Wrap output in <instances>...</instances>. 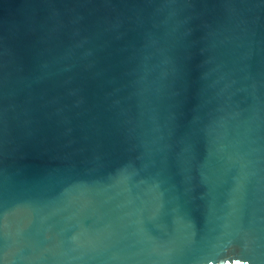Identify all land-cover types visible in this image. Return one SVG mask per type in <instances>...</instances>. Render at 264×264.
Here are the masks:
<instances>
[{
    "label": "water",
    "instance_id": "1",
    "mask_svg": "<svg viewBox=\"0 0 264 264\" xmlns=\"http://www.w3.org/2000/svg\"><path fill=\"white\" fill-rule=\"evenodd\" d=\"M0 264H264V0H0Z\"/></svg>",
    "mask_w": 264,
    "mask_h": 264
}]
</instances>
